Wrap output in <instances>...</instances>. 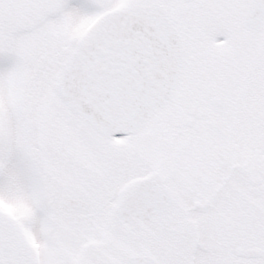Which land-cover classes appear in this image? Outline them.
<instances>
[{"label":"snow or ice","instance_id":"6c2138e0","mask_svg":"<svg viewBox=\"0 0 264 264\" xmlns=\"http://www.w3.org/2000/svg\"><path fill=\"white\" fill-rule=\"evenodd\" d=\"M0 264H264V0H0Z\"/></svg>","mask_w":264,"mask_h":264}]
</instances>
